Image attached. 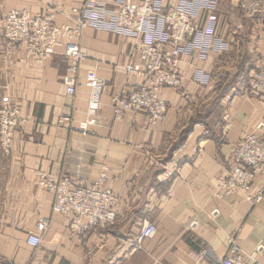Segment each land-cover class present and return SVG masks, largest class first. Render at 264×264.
Masks as SVG:
<instances>
[{
	"label": "crops",
	"instance_id": "1",
	"mask_svg": "<svg viewBox=\"0 0 264 264\" xmlns=\"http://www.w3.org/2000/svg\"><path fill=\"white\" fill-rule=\"evenodd\" d=\"M85 1L0 0V103L10 97L25 120L12 154L0 149V264H219L230 240L245 254L260 249L263 264L264 202L253 206L241 192L220 197L218 179L231 166L234 144L247 135L264 138V102L249 93L264 58V0H221L218 32L231 51L207 62L183 57V86L161 92L169 112L152 127L146 112L118 120L112 108L113 98L144 83L126 72L140 63L132 39L86 29L80 46L87 59L76 76L64 48L40 66L7 48L10 11L50 14L54 24L73 25L69 14ZM195 68L212 75L209 86L192 83ZM92 74L107 85L97 121L84 131L80 125L92 119L86 86ZM61 117L72 123L59 127ZM175 163L179 170L166 181L164 172ZM104 165L107 187L118 198L115 220L73 238L70 218L53 213L54 195L40 186L39 173L93 182ZM263 185L260 176L254 189ZM147 223L159 233L140 242ZM30 234L42 235L39 249L27 243Z\"/></svg>",
	"mask_w": 264,
	"mask_h": 264
},
{
	"label": "built area",
	"instance_id": "2",
	"mask_svg": "<svg viewBox=\"0 0 264 264\" xmlns=\"http://www.w3.org/2000/svg\"><path fill=\"white\" fill-rule=\"evenodd\" d=\"M221 0H86L69 14L73 25L54 24L50 14L32 15L28 10H12L5 17L4 38L9 49L24 53L22 62L40 66L52 58L57 49L64 48V56L71 61L69 72L76 76L87 55L80 46L86 29L107 32L132 39L134 53L140 63L126 67L130 76L142 79L143 84L124 96L113 98L116 119L125 114L146 112L148 125L156 126L169 112L162 99L164 89L179 90L185 77L178 67L183 57L207 62L212 54H224L232 43L219 35L218 11ZM191 81L207 87L213 77L202 68H195ZM106 82L97 75L86 78L91 89L88 114L92 118L80 125L84 131L97 120ZM68 93L74 94L73 85ZM249 93L264 102V58L260 68L249 80ZM25 123L21 110L6 96L0 103V149L12 154L15 133ZM71 117H61L59 127H68ZM178 164L166 168L164 178L171 180L178 172ZM109 167L104 165L99 177L89 182L70 176L39 173V184L54 195L53 213L70 218L69 234L82 238L95 228L106 227L115 220L118 198L107 187ZM264 177V138L247 135L233 145L231 166L218 179L219 196L241 192L253 206L264 202V185L254 189L256 180ZM47 225L42 226L45 232ZM159 233L153 223H147L139 241L151 239ZM27 243L34 249L43 244L42 235L30 234ZM227 256L219 264H262L260 249L245 254L234 240H230ZM264 264V263H263Z\"/></svg>",
	"mask_w": 264,
	"mask_h": 264
},
{
	"label": "rangeland",
	"instance_id": "3",
	"mask_svg": "<svg viewBox=\"0 0 264 264\" xmlns=\"http://www.w3.org/2000/svg\"><path fill=\"white\" fill-rule=\"evenodd\" d=\"M231 12H232V11L230 10V13H231ZM225 16H228V18H229L228 21H229V22L234 23V20H235V19L232 17V15H230V16H229V15H225ZM224 18H225V17H224Z\"/></svg>",
	"mask_w": 264,
	"mask_h": 264
}]
</instances>
